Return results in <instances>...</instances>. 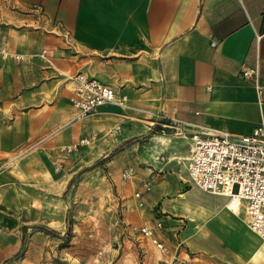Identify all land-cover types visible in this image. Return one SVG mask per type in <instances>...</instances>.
Returning a JSON list of instances; mask_svg holds the SVG:
<instances>
[{"label":"crops","instance_id":"obj_1","mask_svg":"<svg viewBox=\"0 0 264 264\" xmlns=\"http://www.w3.org/2000/svg\"><path fill=\"white\" fill-rule=\"evenodd\" d=\"M2 50L22 55V65ZM42 50L51 64L39 58ZM243 63L258 69L264 86V0H0V165L44 139L15 172H0V203L37 196L41 206L54 205L59 148L96 134L64 158L124 143L118 157L129 159L136 181L154 179L142 193L146 211L159 206L160 221L181 218L178 237L194 264H264V244L232 198L184 190L179 180L187 177L193 132L238 137L264 125V92L241 78ZM77 72L126 96L129 108L102 106L75 119L64 76ZM174 124L186 127L185 138L172 135ZM168 192L174 197L164 202Z\"/></svg>","mask_w":264,"mask_h":264},{"label":"rangeland","instance_id":"obj_2","mask_svg":"<svg viewBox=\"0 0 264 264\" xmlns=\"http://www.w3.org/2000/svg\"><path fill=\"white\" fill-rule=\"evenodd\" d=\"M5 56L18 60L20 65V61H24L19 54L7 53ZM39 58L51 64L47 50H42ZM73 75L64 77L71 82ZM126 104L121 109L129 108L127 98ZM74 113L76 119L96 116L99 111L89 116H80L76 110ZM172 128L173 136L186 137L187 129ZM95 137L93 134L88 143L75 150H69V146L82 138L59 148L55 165L59 177L50 190V193L56 192V198L49 202L54 205L41 206L37 196L36 203L15 197L0 203V264H194L191 249L178 237L184 228V223L178 221L181 218L171 216V220L160 221L159 206L146 211L142 193L150 191L154 179L151 176L149 181H136L129 159L118 157V150L124 143L110 151L104 150L99 156L90 153L85 159L64 158V154L91 146ZM43 140L26 142L8 154L0 165V172H15L24 159L42 148ZM184 145L186 149L188 146ZM26 177L32 179L33 176ZM179 180L184 190L195 186L188 172L187 177ZM22 194L32 197L27 191ZM172 197L173 194L168 192L164 202ZM168 220L173 229H169ZM24 227L25 242L22 244ZM153 239L162 248L154 244Z\"/></svg>","mask_w":264,"mask_h":264},{"label":"built area","instance_id":"obj_3","mask_svg":"<svg viewBox=\"0 0 264 264\" xmlns=\"http://www.w3.org/2000/svg\"><path fill=\"white\" fill-rule=\"evenodd\" d=\"M1 53L7 55L3 50ZM258 74L256 67L241 64V78L264 92ZM71 82L69 101L80 116L94 115L102 106L127 105L126 96H118L111 86L82 72L74 74ZM175 126L186 130L182 124ZM86 143L88 138H82L69 150ZM189 154L188 175L193 184L210 194L236 198L237 210L242 212L248 228L264 243V125L238 137L205 129L195 131ZM143 232L148 235L145 229ZM152 242L162 248L155 239Z\"/></svg>","mask_w":264,"mask_h":264},{"label":"bare ground","instance_id":"obj_4","mask_svg":"<svg viewBox=\"0 0 264 264\" xmlns=\"http://www.w3.org/2000/svg\"><path fill=\"white\" fill-rule=\"evenodd\" d=\"M189 157H190V154H189ZM232 199H233V202L230 204V206L233 210H235L237 208L236 198H232Z\"/></svg>","mask_w":264,"mask_h":264},{"label":"trees","instance_id":"obj_5","mask_svg":"<svg viewBox=\"0 0 264 264\" xmlns=\"http://www.w3.org/2000/svg\"><path fill=\"white\" fill-rule=\"evenodd\" d=\"M25 229H26V227L23 228L24 234H23V236H22V244H24V242H25ZM18 254H19V253H18ZM18 254H17V255H18Z\"/></svg>","mask_w":264,"mask_h":264}]
</instances>
